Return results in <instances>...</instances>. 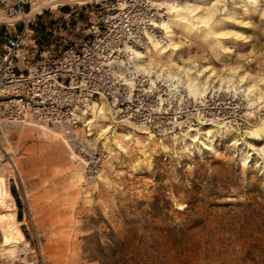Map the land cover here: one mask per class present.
<instances>
[{
	"label": "rangeland",
	"instance_id": "obj_1",
	"mask_svg": "<svg viewBox=\"0 0 264 264\" xmlns=\"http://www.w3.org/2000/svg\"><path fill=\"white\" fill-rule=\"evenodd\" d=\"M117 1L57 0L28 18L38 17L43 47L58 52L89 37ZM202 8L203 20L184 18L170 36L180 64L210 74L205 97L216 93L222 111L203 121L212 135L196 119L145 132L103 101L82 150L73 149L83 161L37 125L6 127L0 247L28 241L34 264H264V102L246 105L227 80L242 73L264 84V0H203ZM91 160L100 169H87Z\"/></svg>",
	"mask_w": 264,
	"mask_h": 264
},
{
	"label": "built area",
	"instance_id": "obj_2",
	"mask_svg": "<svg viewBox=\"0 0 264 264\" xmlns=\"http://www.w3.org/2000/svg\"><path fill=\"white\" fill-rule=\"evenodd\" d=\"M161 1L167 0H118L99 26L92 25L89 37L57 52L43 47L38 17L24 16L32 0H0V124L13 127L34 118L56 127L81 151L89 116L102 101L121 120L158 134L170 132L180 121L220 117L216 93L199 101L142 75L130 84L111 67L112 58L142 46L145 31L161 17ZM12 16L19 18L6 21ZM87 166L100 169L97 160Z\"/></svg>",
	"mask_w": 264,
	"mask_h": 264
},
{
	"label": "bare ground",
	"instance_id": "obj_3",
	"mask_svg": "<svg viewBox=\"0 0 264 264\" xmlns=\"http://www.w3.org/2000/svg\"><path fill=\"white\" fill-rule=\"evenodd\" d=\"M57 0H44V2L39 4L32 3L30 9L26 10L25 17L28 18L32 13L36 12L40 7L48 4H52ZM77 2H82V0H75ZM122 0H120L121 2ZM184 1V0H182ZM212 6H215L222 0H211ZM161 17L155 23V27L145 31L144 42L142 46L129 49L128 55L126 57H114L110 60L111 67L124 77L125 81L133 84L136 81V77L147 76L148 80L151 83H155L156 80H161L169 89V92H179L184 90L190 97L194 99L195 96L201 97L197 99L199 101H204L207 88L210 84L209 75H206L204 78H199L198 76L192 75L191 67L180 64L176 57L179 55L180 47L174 40L172 34L174 25H181L182 19L188 17H198L201 20L205 18L204 13L202 12L203 0H195L193 2H184L180 3L179 1H161L160 3ZM210 15L213 13V8L208 12ZM19 18V16H12L5 18L9 23H13ZM2 18H0L1 20ZM153 53H156L158 58L153 57ZM210 67L204 66V70H209ZM213 74V72H212ZM239 79L233 75L227 76V80L232 83V92L237 93L241 92L243 98L246 100V105L249 104H260L264 102V84L260 85L258 82H248L244 79L242 73L238 74ZM264 81V77L262 78ZM178 86L184 87L178 89ZM212 90H216L215 87H212ZM252 93V94H251ZM209 96V95H208ZM103 102V101H102ZM106 102V101H105ZM256 106V105H255ZM111 107V106H110ZM247 107V106H246ZM251 107V106H250ZM254 107V105L252 106ZM104 110L100 107L99 112ZM254 110H249L252 112ZM103 116V115H102ZM127 119V118H124ZM92 120V119H91ZM88 120V123L91 121ZM128 120V119H127ZM203 120L201 122L206 126L204 132L208 133L209 136L213 133V124L211 122L203 121H213ZM131 122L130 120H128ZM181 122V121H180ZM178 122V123H180ZM37 125L39 126L45 134L51 133L56 137H61L66 144L70 147L72 153L79 159H84L78 155L72 147L69 139L64 133L58 130L56 127L47 125L40 121L35 120L34 118L25 120L13 127L19 125ZM132 124V123H131ZM110 126V125H109ZM135 126V125H134ZM7 126L5 124H0V131L4 132V129ZM139 129V127L135 126ZM108 128V127H106ZM196 127L191 126L189 130H193ZM141 130V129H140ZM145 132H152L147 130H142ZM257 131V128H256ZM255 131V132H256ZM153 133V132H152ZM208 137L211 141L213 137ZM198 137H191V140H198ZM203 143L204 148H209L210 145L200 140ZM263 155L264 148L262 147ZM83 173V178H84ZM85 179V178H84ZM30 249V243L25 241L18 245H9L0 247V257L7 258L10 263H16L17 261L23 264H34V260L27 257V252Z\"/></svg>",
	"mask_w": 264,
	"mask_h": 264
}]
</instances>
